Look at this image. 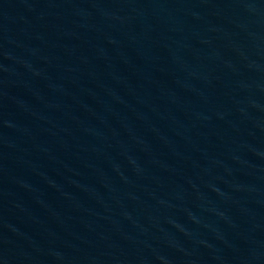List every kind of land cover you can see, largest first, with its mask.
<instances>
[{
    "label": "water",
    "instance_id": "1",
    "mask_svg": "<svg viewBox=\"0 0 264 264\" xmlns=\"http://www.w3.org/2000/svg\"><path fill=\"white\" fill-rule=\"evenodd\" d=\"M0 264H264V0H0Z\"/></svg>",
    "mask_w": 264,
    "mask_h": 264
}]
</instances>
